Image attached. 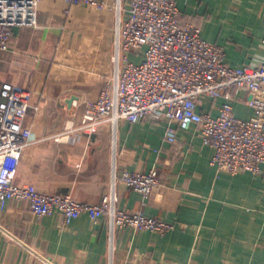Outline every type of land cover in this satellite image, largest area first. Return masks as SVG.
I'll return each mask as SVG.
<instances>
[{"label":"crops","instance_id":"crops-1","mask_svg":"<svg viewBox=\"0 0 264 264\" xmlns=\"http://www.w3.org/2000/svg\"><path fill=\"white\" fill-rule=\"evenodd\" d=\"M175 4L203 39L222 46L228 65L264 56V0ZM115 24L112 12L40 0L37 26L12 28V47L0 50V81L31 91L25 123L35 135L14 181L87 203L113 191L116 208L172 228L164 235L111 230L106 218L92 222L84 212L62 225L57 214L36 217L26 201L10 200L0 209V264H264V171H216L212 148L193 128L177 130L172 144L163 138L165 123L150 118L93 132L81 125L83 101L113 75ZM221 101L204 98L198 110L215 115ZM233 111L239 118L252 113L241 99ZM152 168L159 184L144 200L113 179L114 171Z\"/></svg>","mask_w":264,"mask_h":264},{"label":"built area","instance_id":"built-area-1","mask_svg":"<svg viewBox=\"0 0 264 264\" xmlns=\"http://www.w3.org/2000/svg\"><path fill=\"white\" fill-rule=\"evenodd\" d=\"M39 1L0 0V50L12 47L14 26H37ZM62 1L112 12L116 22L114 72L95 98L83 101L80 122L86 131L150 118L165 123L163 138L172 144L177 130L193 128L212 148L210 164L216 171H264V56L253 64L228 65L222 46L203 39L200 26L181 17L175 0ZM261 42L264 47V35ZM217 97L222 101L215 115L198 110L204 98ZM238 99L252 109L248 118L234 114ZM30 100L27 88L0 81V209L10 200H24L34 216L57 214L62 225L84 212L92 222L106 218L111 230L127 226L164 235L172 228L161 218L116 208L113 191L98 203H87L70 194L42 192L31 183H15L22 150L35 140L25 123ZM113 179L142 200L159 184L153 168L114 171Z\"/></svg>","mask_w":264,"mask_h":264}]
</instances>
